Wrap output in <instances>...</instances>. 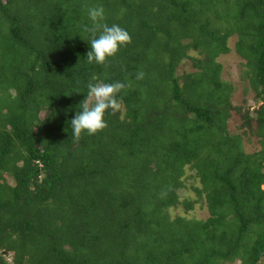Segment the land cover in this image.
I'll list each match as a JSON object with an SVG mask.
<instances>
[{"label": "trees", "instance_id": "16d2710c", "mask_svg": "<svg viewBox=\"0 0 264 264\" xmlns=\"http://www.w3.org/2000/svg\"><path fill=\"white\" fill-rule=\"evenodd\" d=\"M97 5L131 37L103 65L86 57ZM234 38L254 110L223 77ZM186 60L195 71L179 75ZM93 77L126 84L122 110L76 139L70 120ZM190 180L198 200L182 201ZM200 202L208 219L170 213ZM7 255L264 264V0H0V264Z\"/></svg>", "mask_w": 264, "mask_h": 264}, {"label": "clouds", "instance_id": "9594fccd", "mask_svg": "<svg viewBox=\"0 0 264 264\" xmlns=\"http://www.w3.org/2000/svg\"><path fill=\"white\" fill-rule=\"evenodd\" d=\"M87 18L92 27L85 26V33L90 34V51L87 53L88 63L105 64L119 50L131 43L126 29L117 24L106 22L103 6L97 5L87 9ZM94 82L88 84V92L75 112L71 121L72 135L79 139L82 134L89 136L103 131L107 127L106 114L122 110L118 97L125 89L122 82L105 83L93 77Z\"/></svg>", "mask_w": 264, "mask_h": 264}, {"label": "rangeland", "instance_id": "374dc122", "mask_svg": "<svg viewBox=\"0 0 264 264\" xmlns=\"http://www.w3.org/2000/svg\"><path fill=\"white\" fill-rule=\"evenodd\" d=\"M236 38L232 39L230 46L233 49L232 53L228 55L222 56L219 61L224 66V79L233 83L235 85V94H234V104L236 106H243L247 110H254L253 104V93L246 95L245 88L248 86L247 82H244L242 79L243 67H242V59L236 53L235 46H236ZM195 71L193 67V63L191 60H186L179 69V75H183L185 72H193ZM253 108V109H251ZM45 117V114L43 115ZM242 119L240 115L235 114L230 122V129L232 132L239 133V127L242 125ZM246 148L248 152H255L260 150L261 146L257 140V138H248L246 139ZM191 173L189 172V176ZM187 190H181L180 195L182 201L184 200H198L197 192L193 189L194 187L199 186L194 180L187 181ZM172 217H188L190 219H208L209 218V211L206 204L200 202L196 205L194 210L187 211L184 206H180L179 208H173L170 211ZM12 256L7 255L8 261L12 264ZM237 264H240L238 262Z\"/></svg>", "mask_w": 264, "mask_h": 264}]
</instances>
